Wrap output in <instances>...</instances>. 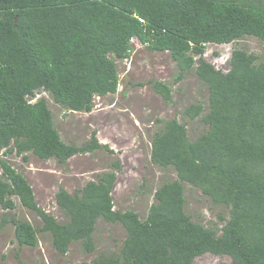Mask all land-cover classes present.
<instances>
[{
	"label": "trees",
	"instance_id": "16d2710c",
	"mask_svg": "<svg viewBox=\"0 0 264 264\" xmlns=\"http://www.w3.org/2000/svg\"><path fill=\"white\" fill-rule=\"evenodd\" d=\"M255 36L264 42V0H0V148L4 156L27 152L66 164L74 155L105 149L97 130L85 143L66 142L56 127L46 91L72 111L91 112L96 96L116 93L118 60L129 58L133 40L151 51H168L183 80L195 69L209 89L183 116L208 128L195 139L187 122L157 118L151 162L172 167L176 176L154 193L147 216L114 209L113 190L122 169H111L69 192L55 194L64 220L36 200L26 176L0 157V206L15 209L17 197L42 224L10 219L19 245L36 247L50 232L52 246L65 255L73 242L96 250L93 234L100 218L121 223L126 237L118 253L83 264H194L206 253L237 264H264V58L237 47L227 72L205 56L208 43L237 42ZM156 93L173 102L172 86L150 80ZM145 84L141 82L140 85ZM186 184L199 188L228 209L207 225L185 211ZM29 221V222H28Z\"/></svg>",
	"mask_w": 264,
	"mask_h": 264
},
{
	"label": "rangeland",
	"instance_id": "374dc122",
	"mask_svg": "<svg viewBox=\"0 0 264 264\" xmlns=\"http://www.w3.org/2000/svg\"><path fill=\"white\" fill-rule=\"evenodd\" d=\"M237 47L264 58V42L255 36L227 44L208 43L204 56L216 66L222 63L229 67V57ZM169 54L168 51H151L135 39L132 55L117 61L121 79L118 91L95 97L91 112L68 110L58 105L48 92H39L38 96L48 99L56 127L66 142L81 145L90 139L93 130H97L99 140L113 149V152L97 149L79 153L62 165L54 158L42 159L32 152H27L28 160L16 154L4 156L5 149L0 148V157L8 158L26 176L34 188L36 200L47 212L64 220L55 202L59 187L73 193L89 180L97 179L99 173L111 169V164L119 159L122 169L117 172L113 190L114 209H132L139 213L141 219L147 216L150 206L156 201L154 193L157 187L164 180L176 176L172 167L162 168L151 162V137L160 127L156 119L177 117L181 122H187L191 139L208 128L200 118L189 120L183 116L184 108L193 103L202 102L208 108L207 85L198 78L194 68L186 73L183 80L176 81L179 69ZM150 80L169 83L173 89V102L167 103L156 93L148 83ZM141 82L145 84L140 85ZM185 196V211L196 221L211 225L219 221V214L229 215L226 207L214 205L197 187L186 184ZM14 198L17 202L15 209L0 206V264H83L100 256L118 253L126 237L127 232L121 223L100 218L93 234L94 252L85 253L81 241H77L71 244L65 255L60 254L52 246L50 232L39 233L36 247H21L15 238V225L11 221L3 224L5 218L8 220L15 215L35 225H41L42 220L36 212L24 207L17 197ZM194 264L237 263L228 256L206 253L197 257Z\"/></svg>",
	"mask_w": 264,
	"mask_h": 264
},
{
	"label": "built area",
	"instance_id": "2783aa9c",
	"mask_svg": "<svg viewBox=\"0 0 264 264\" xmlns=\"http://www.w3.org/2000/svg\"><path fill=\"white\" fill-rule=\"evenodd\" d=\"M135 40V39H134ZM133 40V41H134ZM216 44V43H215ZM216 45H219V44H216ZM210 62V61H209ZM214 64V63H213ZM215 65V64H214ZM215 67L217 68V69H222L223 71H225V72H227L228 70H229V67H224L223 65H222V63H220V65L219 66H216L215 65ZM38 96V95H37ZM37 96L35 97V98H33L32 99V101H35L36 99H37ZM39 97V96H38ZM96 97H101V96H96ZM0 171H1V174H2V168H0Z\"/></svg>",
	"mask_w": 264,
	"mask_h": 264
},
{
	"label": "clouds",
	"instance_id": "9594fccd",
	"mask_svg": "<svg viewBox=\"0 0 264 264\" xmlns=\"http://www.w3.org/2000/svg\"><path fill=\"white\" fill-rule=\"evenodd\" d=\"M213 44H215V43H213ZM227 44V43H226ZM232 54V53H231ZM230 57H231V55H230ZM230 57H229V59H230ZM228 62H229V60H228ZM212 63V62H211Z\"/></svg>",
	"mask_w": 264,
	"mask_h": 264
},
{
	"label": "bare ground",
	"instance_id": "6f19581e",
	"mask_svg": "<svg viewBox=\"0 0 264 264\" xmlns=\"http://www.w3.org/2000/svg\"><path fill=\"white\" fill-rule=\"evenodd\" d=\"M170 55V54H169ZM51 98V97H50ZM54 102V101H53ZM22 156V155H21ZM60 211V210H59ZM29 222V221H28Z\"/></svg>",
	"mask_w": 264,
	"mask_h": 264
},
{
	"label": "crops",
	"instance_id": "0c3cea01",
	"mask_svg": "<svg viewBox=\"0 0 264 264\" xmlns=\"http://www.w3.org/2000/svg\"><path fill=\"white\" fill-rule=\"evenodd\" d=\"M33 187V186H32Z\"/></svg>",
	"mask_w": 264,
	"mask_h": 264
}]
</instances>
